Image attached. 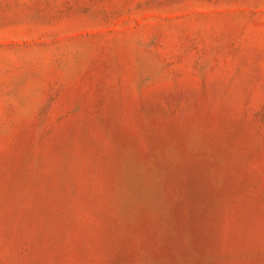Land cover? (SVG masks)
<instances>
[{
  "label": "rangeland",
  "instance_id": "rangeland-1",
  "mask_svg": "<svg viewBox=\"0 0 264 264\" xmlns=\"http://www.w3.org/2000/svg\"><path fill=\"white\" fill-rule=\"evenodd\" d=\"M0 264H264V0H0Z\"/></svg>",
  "mask_w": 264,
  "mask_h": 264
}]
</instances>
